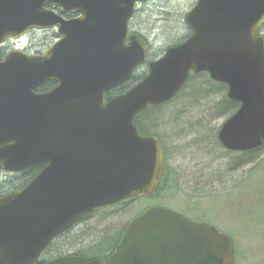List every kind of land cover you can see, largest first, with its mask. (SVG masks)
Instances as JSON below:
<instances>
[{"label":"water","instance_id":"water-1","mask_svg":"<svg viewBox=\"0 0 264 264\" xmlns=\"http://www.w3.org/2000/svg\"><path fill=\"white\" fill-rule=\"evenodd\" d=\"M142 1L0 0V46L33 29L59 34L41 54L13 48L0 60V168L45 163L24 187L0 196V264H231L226 234L160 205L135 216L104 260L64 255L39 263L50 241L76 223L155 193L163 149L138 132L134 117L171 100L192 73L225 84L239 103L219 127L221 146L241 153L264 146V0H196L185 16L191 34L105 99L146 63L149 44L129 34ZM48 81L52 89L36 91Z\"/></svg>","mask_w":264,"mask_h":264},{"label":"rangeland","instance_id":"rangeland-1","mask_svg":"<svg viewBox=\"0 0 264 264\" xmlns=\"http://www.w3.org/2000/svg\"><path fill=\"white\" fill-rule=\"evenodd\" d=\"M194 3L195 0H146L137 5L129 27L148 40L151 58L186 39L189 28L185 16ZM57 38L50 29L34 30L16 46L36 54ZM137 74L142 71L137 70ZM216 99L217 95H213L186 103L174 129L166 126L156 132L165 146V163L177 174L176 187L163 191L156 199L142 196L102 211L87 220L85 230L105 216L96 229L113 232L150 206H167L186 212L189 218H204L227 234L234 245L235 264H264V148L253 152L252 163L228 170L230 153L214 138L227 116L212 118L208 112ZM164 116L169 122L168 113ZM139 126L144 128L142 122ZM3 176L4 172H0V179Z\"/></svg>","mask_w":264,"mask_h":264},{"label":"trees","instance_id":"trees-1","mask_svg":"<svg viewBox=\"0 0 264 264\" xmlns=\"http://www.w3.org/2000/svg\"><path fill=\"white\" fill-rule=\"evenodd\" d=\"M261 28H264V23ZM141 29L143 30V28ZM52 32L55 38L59 36L58 33L55 32L54 30H52ZM132 33H135L136 36L139 37L140 39L146 40L143 34H140L137 31H132ZM190 34H191V30L188 29V35L186 37H188ZM263 41H264V36H263ZM7 49H8V46L6 44L0 46V60L3 59V57L5 56ZM144 74H145L144 72H142V74H137V75L135 73L131 80H129L128 82H126L120 87H117L115 89L108 91L105 94V98L108 99V98H111L113 96H116V95H119L125 92L132 85H134L135 82L140 80L144 76ZM54 85H55V82L48 81L42 84L39 88H37L36 91L46 92L50 90L51 88H53ZM226 91H227V87L225 84L213 81L212 79H210L208 74L192 73L190 77L188 78L187 82L185 83V85L183 86V88L171 100L158 104V105L148 106L147 109L140 112L134 117V124L136 125L137 130L141 134L151 135L159 140L163 148L164 156H165L166 155L165 146L162 140L160 139V137L156 135V132L160 131L163 128H166V126L170 129H174L175 127L174 125H176V121H178L181 115L180 113L182 112L184 108L183 106L186 103H191V102L197 103L207 98H210L213 95H217V99L213 100V102L209 106L208 112L210 116H212V118L229 116L239 107V103L230 100L226 96ZM153 110H155L156 113L151 114L150 112ZM164 113L166 114L168 113L169 118H170L169 122H167L168 119L167 121L166 119L164 120V118H166V116H164ZM140 122H142L144 125V128H142V130L140 129V126H139ZM214 138H215L216 144L220 145V143L217 140V137L214 136ZM263 148L264 146H262L261 148L257 150H260ZM257 150L246 152V154L235 152L238 155H232V153L234 152L226 150L227 152L230 153L228 161H227L228 170H234L235 167H240L241 165L252 163L254 161V156H252V154L253 152ZM42 167H43V164L38 163L24 170L11 172V173L2 171L0 168V172L1 173L4 172L3 178L0 179V195L11 192L13 190H16V189H19L25 186L41 170ZM250 169L252 170L253 167ZM176 175L177 174H174L171 171V169L166 165L165 174L159 186L157 187L155 193L147 196V198L156 199L158 194H161L163 191L168 190L170 188H175L176 187L175 182L178 179ZM134 199H137V198H134ZM134 199H131V200H134ZM184 213L186 214V212ZM104 219H105V216L101 217L95 222L94 224L95 226H92V225L90 227L88 226V229L86 231H83L82 233H75L74 231H71V232L67 231V232H63L60 235L56 236L46 248L44 252L45 256H43L42 261H45L47 259H52L55 257H59L62 255H68V254L80 255L86 259H93V258H97L101 260L105 259L109 254H111L115 250L116 246L119 244L123 229L125 228L126 225H124L122 228L115 230L113 232H109L106 229L104 230L96 229L97 228L96 225L98 227L100 225L99 221L104 220ZM191 219L197 222L203 221V222L210 223L208 220L204 218H199V217L193 218L192 217ZM232 251H233L232 252V264H235L234 245L232 246Z\"/></svg>","mask_w":264,"mask_h":264},{"label":"flooded vegetation","instance_id":"flooded-vegetation-1","mask_svg":"<svg viewBox=\"0 0 264 264\" xmlns=\"http://www.w3.org/2000/svg\"><path fill=\"white\" fill-rule=\"evenodd\" d=\"M57 12L59 13V14H61L62 16H64L65 18H72L73 17V15H70V14H64V13H61L59 10H57ZM260 34L262 35V36H264V28H262L261 29V31H260ZM142 41H144L145 43H148L149 44V49H148V51H147V56H146V58H147V60H146V64L143 66V68H145V70H142V69H140V67L137 69V70H141L142 72H144V73H147V64L150 62V61H152V60H155V59H157L159 56H161L164 52H165V50L169 47H167L159 56H157V57H154V58H151L150 56H149V53H150V50H151V45H150V43L148 42V40L146 39V40H142ZM9 43H10V41H9ZM11 45L13 46L14 44L13 43H11ZM23 50H25L27 53H29V54H31L30 52H29V50H27L26 48H23ZM44 51H38V52H36V54H33V55H38V54H41V53H43ZM142 68V67H141ZM55 86V85H54ZM49 91V90H48ZM47 92V91H46ZM43 164V167L41 168V170L45 167V163H42ZM165 165H166V163H165ZM40 170V171H41ZM39 171V172H40ZM6 172V171H5ZM179 211V210H178ZM180 213H182L183 215H186L184 212H181V211H179ZM90 219V218H89ZM87 220L88 219H86V220H82V221H80V222H78V223H76L75 225H73L71 228H69L67 231H74L75 233H82L83 231H86L85 230V224H86V222H87ZM66 231V232H67ZM50 244V243H49ZM48 244V245H49ZM48 245H47V247H48ZM46 247V248H47ZM46 248L42 251V253H41V255H40V261H42V258H43V256H45L44 254V252H45V250H46ZM48 260V259H47ZM46 261V260H45ZM42 262H44V261H42ZM39 263H41V262H39Z\"/></svg>","mask_w":264,"mask_h":264}]
</instances>
